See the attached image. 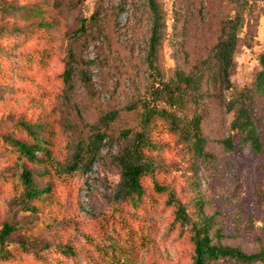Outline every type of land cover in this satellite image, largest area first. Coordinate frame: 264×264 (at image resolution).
<instances>
[{"label":"rangeland","instance_id":"1","mask_svg":"<svg viewBox=\"0 0 264 264\" xmlns=\"http://www.w3.org/2000/svg\"><path fill=\"white\" fill-rule=\"evenodd\" d=\"M157 1L167 24L159 68L166 78L189 75L211 52L230 0ZM252 1L231 89L206 79L198 100L180 110L188 120L200 119L207 157L193 163L175 135L154 125L149 137L158 150L146 154L154 169L143 181L145 195L120 203V133L140 124L123 109L143 96L148 76L143 0H0V231L15 228L0 243V252L13 256L0 264H193L191 235L174 223L176 209L155 184L194 220L202 201L213 244L248 255L264 249V97L251 101L260 154L232 130L229 109L230 101L254 89L262 70L264 3ZM114 112L121 114L93 166L72 170L89 126ZM227 139L233 150L223 145ZM15 142L38 145L35 161ZM25 171L41 192L33 203L26 199Z\"/></svg>","mask_w":264,"mask_h":264},{"label":"trees","instance_id":"2","mask_svg":"<svg viewBox=\"0 0 264 264\" xmlns=\"http://www.w3.org/2000/svg\"><path fill=\"white\" fill-rule=\"evenodd\" d=\"M261 1L264 3V0ZM252 2V0H230L231 9L220 20L216 41L207 59L198 64L189 75L176 73L173 77L166 78L159 68V52L166 39L165 14L157 0H143L149 24L145 57L147 84L143 96L123 109L125 112L137 115L140 124L136 129L131 127L120 133L125 146L117 157L121 168V180L115 193L116 201L122 203L130 199L133 201L143 199L145 195L143 181L154 169V164L146 159V154L158 150L157 145L149 137L154 125L162 123L171 134L175 135L179 143L191 154L193 163L207 157L204 153L205 140L201 135L200 119L194 117L188 120L181 115L180 110L191 101L198 100L206 79L207 81L214 79L226 90L231 89L230 77L240 34L244 28V16L251 8ZM260 64L262 70L257 75L254 89L245 90L229 103L230 111L235 112L231 128L241 135L244 143L250 145L254 154L261 153L262 144L251 101L254 96L264 97V54L260 58ZM120 114L121 112L110 113L99 125L89 126L87 136L79 140L75 147L72 170H90L102 148L107 144L110 125ZM24 128L30 130L28 126ZM14 145L23 157L31 162L35 161V152L41 150L38 145L32 146L23 142H15ZM223 145L233 150L231 139L224 141ZM22 182L27 201L33 203L41 192L34 189L29 171L23 173ZM154 189L157 193L167 196L166 205L174 206L176 209L174 223L191 235L194 248L193 264H218L221 261H231L236 264H264L263 248L257 253L248 255L239 249L212 243V238L209 236L212 221L203 214L201 200L196 202L199 218L194 220L185 206L167 188L155 184ZM28 210L33 209L29 207ZM14 232V227L4 226L0 231V243L3 244ZM12 256L13 252L10 250L4 249L0 252V260Z\"/></svg>","mask_w":264,"mask_h":264}]
</instances>
